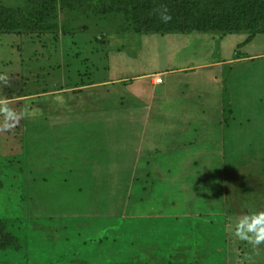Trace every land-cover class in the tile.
<instances>
[{"label": "rangeland", "instance_id": "obj_1", "mask_svg": "<svg viewBox=\"0 0 264 264\" xmlns=\"http://www.w3.org/2000/svg\"><path fill=\"white\" fill-rule=\"evenodd\" d=\"M118 1L0 0V264H264V20Z\"/></svg>", "mask_w": 264, "mask_h": 264}, {"label": "trees", "instance_id": "obj_2", "mask_svg": "<svg viewBox=\"0 0 264 264\" xmlns=\"http://www.w3.org/2000/svg\"><path fill=\"white\" fill-rule=\"evenodd\" d=\"M63 1L67 4L72 0ZM112 1L116 4L119 3L118 0ZM159 2L170 3L172 7L171 5L165 6L176 9L182 17L191 18L190 28L192 30L207 31L229 28L242 31L252 28L264 20V0H148V5L146 3L145 8L150 11ZM232 2L233 5H231ZM146 21L149 22L148 18ZM156 26V29L155 27L150 28L156 31H171L181 29L182 25L175 19ZM10 167L7 161L0 158V168L5 171V174L0 172V203L2 205L7 201L14 202L12 199L5 198L4 187L19 188V191L22 192L24 176L20 170ZM2 209L3 206L2 208L0 206V211ZM1 221L3 220L0 219Z\"/></svg>", "mask_w": 264, "mask_h": 264}, {"label": "clouds", "instance_id": "obj_3", "mask_svg": "<svg viewBox=\"0 0 264 264\" xmlns=\"http://www.w3.org/2000/svg\"><path fill=\"white\" fill-rule=\"evenodd\" d=\"M160 19L163 22H168L171 20V16L165 12L161 14ZM0 114L4 117V130H6L7 127H13L24 113H17L6 102L0 101ZM234 234L240 240L247 241L253 245H259L264 242V213L245 216L236 226Z\"/></svg>", "mask_w": 264, "mask_h": 264}, {"label": "built area", "instance_id": "obj_4", "mask_svg": "<svg viewBox=\"0 0 264 264\" xmlns=\"http://www.w3.org/2000/svg\"><path fill=\"white\" fill-rule=\"evenodd\" d=\"M156 82L157 83H161L162 82V78L161 77H158V79H156Z\"/></svg>", "mask_w": 264, "mask_h": 264}]
</instances>
